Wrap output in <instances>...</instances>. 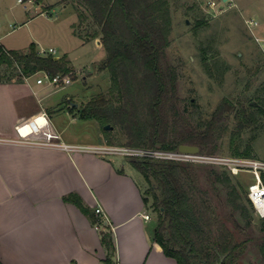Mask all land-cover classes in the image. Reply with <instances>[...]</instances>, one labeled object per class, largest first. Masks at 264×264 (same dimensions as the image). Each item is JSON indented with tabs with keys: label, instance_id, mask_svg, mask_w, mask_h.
I'll list each match as a JSON object with an SVG mask.
<instances>
[{
	"label": "trees",
	"instance_id": "1",
	"mask_svg": "<svg viewBox=\"0 0 264 264\" xmlns=\"http://www.w3.org/2000/svg\"><path fill=\"white\" fill-rule=\"evenodd\" d=\"M70 1L78 14L76 31L85 38L101 36L106 57L100 66L110 75L106 92H99L80 107L70 105V108L77 109L82 118H95L108 143H113V139L112 129L104 127L107 123L124 126L128 144L133 146L178 149L186 142L198 144L201 150L215 151L220 136L218 126L228 117L229 111L236 108L235 103L224 98L203 126L185 124L179 118L173 106L178 75L166 59L173 22L171 1ZM206 52L203 51L201 59L208 65ZM43 70L51 74H72L74 68L66 55L56 58L54 53H41L35 41L27 50L7 48L0 43V81L23 80ZM248 106L236 110L240 123L255 122V109L264 112L261 101ZM233 152L249 155L252 151L249 146L242 149V145L237 144ZM130 162L149 184L144 200L157 212L155 238L166 254L175 257L178 264H214L222 254H225L222 264H237L242 242L236 239L217 211L210 190L202 185L198 165L147 157H133ZM206 170L214 185L220 182L229 188L236 209L247 217L248 210L240 201L238 185H242L241 181L234 182L227 170ZM64 197L90 213L94 223L100 221L79 193L70 192ZM262 219L264 230V217ZM102 241L107 248L105 263L116 264V244L110 228L102 231Z\"/></svg>",
	"mask_w": 264,
	"mask_h": 264
},
{
	"label": "crops",
	"instance_id": "2",
	"mask_svg": "<svg viewBox=\"0 0 264 264\" xmlns=\"http://www.w3.org/2000/svg\"><path fill=\"white\" fill-rule=\"evenodd\" d=\"M9 32L0 33L2 45ZM34 76L0 81L1 263L106 264L102 231L110 228L116 264H178L155 238L157 220L144 200L140 170L120 154L89 150L108 142L103 132L84 139L72 125L90 118L66 104L71 96L55 101L49 84ZM70 192L98 218L101 206L106 222L97 227L90 213L65 199Z\"/></svg>",
	"mask_w": 264,
	"mask_h": 264
},
{
	"label": "rangeland",
	"instance_id": "3",
	"mask_svg": "<svg viewBox=\"0 0 264 264\" xmlns=\"http://www.w3.org/2000/svg\"><path fill=\"white\" fill-rule=\"evenodd\" d=\"M49 1L51 3L42 0V6L28 0H0V33L10 30L4 35L2 43L7 48L27 50L30 43L35 41L43 54L70 57V64L74 68L72 78L49 84V88L53 90L55 101L71 96V101L67 100L66 104L80 107L99 92H106L110 86L109 72L100 66L106 57V50L101 36L86 39L76 31L78 14L70 0ZM170 1L173 22L166 59L176 68L178 75L173 106L179 118L185 124L203 126L213 117L223 99L230 98L236 108L229 111L228 117L218 126L220 136L216 140V150H199L215 155H245L233 152L234 147L241 144L242 149L246 146L251 148V154L245 156L264 159V112L255 109V122L240 123L236 115V110L251 102L261 101L264 106V52L256 39V36L264 37V0L243 4L237 2L221 12L218 7H210L208 0ZM217 1L219 7L229 3ZM26 8L30 20L23 21L29 15ZM247 17L257 18L259 25L250 28L245 21ZM199 20L202 22L198 23ZM51 47L55 51H42V48L49 50ZM204 50L210 61L208 65L201 59ZM42 74L43 71H38L34 74V80ZM97 122L95 118L78 120V124L72 127H81L84 139H96L99 131L106 137ZM112 126L110 136L113 143L130 145L124 126ZM192 163L200 167L202 185L210 190L217 211L231 227L236 239L242 242L237 264H264L263 219L246 192L253 174L248 171L234 173L217 163ZM206 168L227 170L234 182L241 181L242 185H238L240 201L248 210L247 217L236 209L225 184L212 183ZM148 186L145 180L144 191ZM151 202L150 196V205ZM150 209L157 220V212L153 207Z\"/></svg>",
	"mask_w": 264,
	"mask_h": 264
},
{
	"label": "built area",
	"instance_id": "4",
	"mask_svg": "<svg viewBox=\"0 0 264 264\" xmlns=\"http://www.w3.org/2000/svg\"><path fill=\"white\" fill-rule=\"evenodd\" d=\"M20 2L24 0H19ZM33 2L34 0H28ZM229 1L225 7H219L217 0H208L207 3L213 9L219 8V11L225 10L228 6L235 4L233 0H222L223 3ZM226 4V3H225ZM247 25L253 28L259 25V20L255 17H247L245 19ZM15 27V24L13 25ZM259 41L261 49L264 52V37L256 36ZM42 51H55L54 48L47 50L42 48ZM71 77V73H56L51 74L48 71L43 70V74L38 76V82H45L47 84H55L57 82H64L67 78ZM63 145H66L63 143ZM99 154H120L124 157H147V158H158V159H170L177 161H188V162H201V163H217L224 165L227 169L238 173L239 171H248L253 174V180L247 184V194L252 201L256 211L261 217H264V159L256 156H245V155H215L212 153H204L199 151H184L178 149H165L160 147L147 148L126 144H114V143H99L87 147ZM95 211L101 216L100 223L106 222V215L101 206H96ZM144 217L150 218V213L145 212ZM99 227V223H96Z\"/></svg>",
	"mask_w": 264,
	"mask_h": 264
},
{
	"label": "water",
	"instance_id": "5",
	"mask_svg": "<svg viewBox=\"0 0 264 264\" xmlns=\"http://www.w3.org/2000/svg\"><path fill=\"white\" fill-rule=\"evenodd\" d=\"M55 57L57 58L58 55H55ZM104 127L105 128H112L113 126L111 124L107 123L104 125ZM179 148L181 150H184V151H198L200 149V146L198 144L184 142V143H181L179 145ZM224 256H225V254H222L220 256V259L218 261H216L214 264H222V260H223Z\"/></svg>",
	"mask_w": 264,
	"mask_h": 264
}]
</instances>
